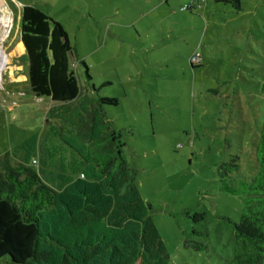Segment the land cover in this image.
I'll return each mask as SVG.
<instances>
[{
  "label": "rangeland",
  "instance_id": "obj_1",
  "mask_svg": "<svg viewBox=\"0 0 264 264\" xmlns=\"http://www.w3.org/2000/svg\"><path fill=\"white\" fill-rule=\"evenodd\" d=\"M239 2L237 11L214 0H0V155L36 133L56 162L60 151L69 157L56 135L68 123L57 115L71 113L84 93L116 97L115 105L94 104L108 131H121L123 157L136 170L170 264L226 260L242 199L222 190L219 168L238 164L229 182L254 173L263 112L264 0ZM24 5L66 32L76 99L30 91L18 33Z\"/></svg>",
  "mask_w": 264,
  "mask_h": 264
},
{
  "label": "trees",
  "instance_id": "obj_2",
  "mask_svg": "<svg viewBox=\"0 0 264 264\" xmlns=\"http://www.w3.org/2000/svg\"><path fill=\"white\" fill-rule=\"evenodd\" d=\"M214 1L241 10L239 0ZM191 7L188 3L186 10ZM18 33L32 94L57 102L76 99L80 87L59 22L24 5ZM260 90L254 173L229 182L238 164L219 168L222 190L238 195L242 209L233 223L232 252L217 264H264V82ZM77 101L67 116L68 108L57 115L68 123L56 135L69 157L60 151L56 162L55 150L43 148L36 133L0 155V259L6 257L7 264H170L150 204L135 184L136 170L123 157L121 131H108L104 113L94 104L115 105L117 98L84 93ZM84 114L89 119L82 129Z\"/></svg>",
  "mask_w": 264,
  "mask_h": 264
},
{
  "label": "bare ground",
  "instance_id": "obj_3",
  "mask_svg": "<svg viewBox=\"0 0 264 264\" xmlns=\"http://www.w3.org/2000/svg\"><path fill=\"white\" fill-rule=\"evenodd\" d=\"M8 14H9V13H8ZM1 19H2V23L4 22V25L8 26V23H6V18L1 17ZM2 36H3V35H2Z\"/></svg>",
  "mask_w": 264,
  "mask_h": 264
},
{
  "label": "built area",
  "instance_id": "obj_4",
  "mask_svg": "<svg viewBox=\"0 0 264 264\" xmlns=\"http://www.w3.org/2000/svg\"><path fill=\"white\" fill-rule=\"evenodd\" d=\"M186 8H187V4H184V5L181 7V9H186ZM193 57H194V58H197L196 55H194Z\"/></svg>",
  "mask_w": 264,
  "mask_h": 264
},
{
  "label": "water",
  "instance_id": "obj_5",
  "mask_svg": "<svg viewBox=\"0 0 264 264\" xmlns=\"http://www.w3.org/2000/svg\"><path fill=\"white\" fill-rule=\"evenodd\" d=\"M68 72H69V70H68Z\"/></svg>",
  "mask_w": 264,
  "mask_h": 264
}]
</instances>
